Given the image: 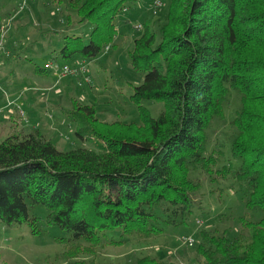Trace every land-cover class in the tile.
Masks as SVG:
<instances>
[{"label": "trees", "instance_id": "16d2710c", "mask_svg": "<svg viewBox=\"0 0 264 264\" xmlns=\"http://www.w3.org/2000/svg\"><path fill=\"white\" fill-rule=\"evenodd\" d=\"M131 1L70 0L79 21L93 25L87 43L80 35L67 34L62 54L96 56L113 42L119 12L134 10ZM258 2L264 0H171L158 41V33L144 26L131 58L145 75L132 97L139 104L146 98L165 101L159 116L140 104V124L109 123L96 117L93 105H80L83 126L77 134L93 139L94 148L59 149L40 128L3 138L0 220L28 222L38 232L40 216L30 209L43 204L48 224L94 244L108 230L151 233L163 230L162 219L186 221L199 188L190 170L197 164L212 170L216 156L204 154L206 128L222 114L231 87L243 94L233 119L239 132L232 152L243 159L236 176L247 184V203L264 209V5ZM239 221L250 229L251 239L200 231L197 250L204 264H264V216ZM136 264L175 263L146 255Z\"/></svg>", "mask_w": 264, "mask_h": 264}, {"label": "rangeland", "instance_id": "374dc122", "mask_svg": "<svg viewBox=\"0 0 264 264\" xmlns=\"http://www.w3.org/2000/svg\"><path fill=\"white\" fill-rule=\"evenodd\" d=\"M170 1L162 0L158 9L150 0L129 2L134 10L119 12L113 42L96 56L85 58L79 53L65 57L61 52L67 34L80 35L87 43L93 25L89 20L79 21L70 0H0V141L12 133L24 136L40 128L59 149L94 148L93 139L77 134L83 126L78 106L93 105L96 117L109 123L140 124V104L154 116L163 113L165 101L146 98L139 104L132 97L145 71L134 66L131 52L146 24L158 33L159 40ZM138 23L143 27L137 29ZM65 63L83 66L84 73L63 74ZM242 96L239 89L231 87L222 114L215 115L206 128L204 154L214 152L216 161L211 171L201 164L192 166L189 176L199 188L193 193V210L186 221L170 224L162 219L163 230L151 233L116 228L106 231L94 244L75 240L70 231L48 224V209L35 204L30 211L40 216L38 232H33L28 222L8 224L0 220V264H136L146 255L175 264H204L206 259L197 250L203 240L202 229L226 233L230 239L240 234L251 239L250 229L239 219L258 220L264 209L247 203V184L236 176L243 159L232 152L239 132L233 119L242 108ZM22 108L25 116L19 112ZM224 165L231 167L221 170ZM155 209L166 217L161 205Z\"/></svg>", "mask_w": 264, "mask_h": 264}, {"label": "built area", "instance_id": "2783aa9c", "mask_svg": "<svg viewBox=\"0 0 264 264\" xmlns=\"http://www.w3.org/2000/svg\"><path fill=\"white\" fill-rule=\"evenodd\" d=\"M162 4V0H153V3H152V7L153 8H157L158 6H160ZM136 26L138 27V28H142L143 27V25H142V23H138V24H136ZM108 47V46H107ZM62 71H63V74H76V73H78V72H83L84 73V67L83 66H80V67H74V66H71L69 63H65V64H63V66H62ZM89 79V78H88ZM19 112L21 113V115H23V116H25V111L23 110V108L22 109H19ZM193 241H194V239L190 236L189 238H188V242H190V244H192L193 243Z\"/></svg>", "mask_w": 264, "mask_h": 264}, {"label": "crops", "instance_id": "0c3cea01", "mask_svg": "<svg viewBox=\"0 0 264 264\" xmlns=\"http://www.w3.org/2000/svg\"><path fill=\"white\" fill-rule=\"evenodd\" d=\"M0 102H2V99H0Z\"/></svg>", "mask_w": 264, "mask_h": 264}]
</instances>
